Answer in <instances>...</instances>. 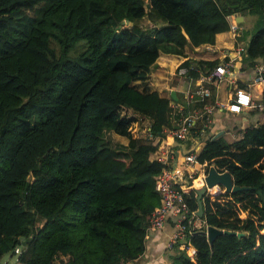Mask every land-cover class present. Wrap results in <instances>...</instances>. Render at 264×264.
I'll return each instance as SVG.
<instances>
[{
    "label": "trees",
    "instance_id": "obj_1",
    "mask_svg": "<svg viewBox=\"0 0 264 264\" xmlns=\"http://www.w3.org/2000/svg\"><path fill=\"white\" fill-rule=\"evenodd\" d=\"M238 12L255 16L235 31L236 46L244 42L238 63L254 78L264 73V0H0V259L31 236L21 264H119L144 252L163 168L150 158L153 137L165 134L175 103L137 82L161 52L185 56L187 44L215 43ZM225 62L186 58L179 67L197 79ZM186 97L176 122L200 109ZM261 102L264 117V89ZM140 116L147 137L131 130ZM185 148L198 153L184 191L190 209L204 185L199 163L229 171L247 188L215 185L196 217L245 234L210 243L204 225L192 228L195 253L176 246L172 264H264V118L237 140L209 136Z\"/></svg>",
    "mask_w": 264,
    "mask_h": 264
},
{
    "label": "crops",
    "instance_id": "obj_2",
    "mask_svg": "<svg viewBox=\"0 0 264 264\" xmlns=\"http://www.w3.org/2000/svg\"><path fill=\"white\" fill-rule=\"evenodd\" d=\"M237 48L236 36L233 35V31L230 29L228 31L217 33L215 43H204L199 46L187 44L185 46V56L181 54L165 52L160 53L156 62L150 68V77L146 82L142 83V86L150 87V90H158L161 95L167 97L171 95L173 90L176 91L177 98H173L175 106L173 105L174 107L171 115V123L167 128L176 127L178 125V122H176L177 111H179L178 108L180 109L181 107H185L183 104H185V100L188 101L186 93L189 94L190 92H196L199 90V86L206 87L208 90H210L211 96L208 98H210V102L216 103V109L212 115V121L208 123L205 119L199 120L197 127L192 132L190 137L186 139V141L181 142L180 140L173 139L171 135L165 133L162 136H155L153 139L154 143L164 141L170 145H182V147H184L189 144H194L199 147V144L202 145L205 143V139L202 137H207L209 135L211 137L223 136L225 139L231 142L243 136V131L246 126L252 123H258L259 121L263 120L264 117L262 114H259L258 110H261L263 107L261 99L264 84L254 83L252 81V77L254 75H249L245 71L241 70L243 65L238 63V61H240L242 57L239 53H237ZM233 57H235L234 69L233 72L228 75L231 79L221 82L217 81L216 77L210 81H200L199 78L201 76L197 79H193L186 77L185 73L182 74L176 72L179 65L186 58L196 60L220 59L225 62ZM240 83L247 84V89L252 92L254 96V106L244 110L241 113H237L229 111L227 108L222 106V103H226L229 100L236 87ZM164 90H169V95H165L163 93ZM196 106L201 108L202 102H196ZM139 119H143V117L140 116ZM139 121L140 120L136 122ZM145 121H147L146 123L148 124V129L149 120L146 119ZM134 135L140 137V135ZM127 142L128 140L125 141V143ZM150 158H153V155H150ZM174 223L175 219L173 220L172 218L159 229L147 230L145 240L146 248L138 258L131 260L132 264H172L173 261L171 255L176 252V249L169 248L167 244L176 230ZM18 264L21 263L18 262Z\"/></svg>",
    "mask_w": 264,
    "mask_h": 264
},
{
    "label": "built area",
    "instance_id": "obj_3",
    "mask_svg": "<svg viewBox=\"0 0 264 264\" xmlns=\"http://www.w3.org/2000/svg\"><path fill=\"white\" fill-rule=\"evenodd\" d=\"M233 15H229V19L232 20ZM238 24L236 22L231 23L232 31H236ZM242 46L238 45L236 49L237 53L242 51ZM235 57L229 59L224 64L216 66L215 72L209 75H201L200 81H210L214 77L221 82L227 80V76L233 72ZM260 69H262L260 67ZM188 67L183 66L179 68V73H186ZM264 80V73L257 74L253 78V82H259ZM200 94V98H194V92H190L189 98L194 101H204V104L200 109H193L183 111L178 125L179 127L165 130L167 134L171 135L173 139L186 140L190 137L193 129L197 126V123L201 119H205L208 123L212 121V115L216 109V103L206 101L210 97V90L208 88L199 86L197 90ZM173 104V103H172ZM222 106L229 111L241 113L246 109L254 106V98L252 92L244 87H236L235 91L226 103H222ZM157 148L151 154L152 159H156L163 163V168L159 178L160 189V203L155 207L152 213L149 215V229H159L165 225L167 221L173 218L175 219L176 230L170 238L167 246L169 248H175L178 246L181 249L187 251L188 254H194L195 248L188 241V234L192 232V228L207 225L205 220L196 217V212L191 210L188 206L184 191L188 190L191 186L190 182L196 177L198 171L196 168L197 152L194 150L187 151L181 145H170L167 142L160 141L156 143ZM203 170L201 177L205 182V164L199 163ZM195 218V219H194ZM194 219V220H193ZM206 227V226H205ZM23 246L20 244L15 247L14 254L17 255L21 252ZM18 261V258H17ZM119 264H132L131 260H125Z\"/></svg>",
    "mask_w": 264,
    "mask_h": 264
},
{
    "label": "water",
    "instance_id": "obj_4",
    "mask_svg": "<svg viewBox=\"0 0 264 264\" xmlns=\"http://www.w3.org/2000/svg\"><path fill=\"white\" fill-rule=\"evenodd\" d=\"M149 6H150V4H148V7ZM234 6L238 7L239 4H235ZM242 8H244V7H242ZM235 18L237 21L241 22L244 19V16L243 15H236ZM127 22H129V20H127ZM171 95L174 99L177 98L176 97V91L173 90L171 92ZM205 182H206V184L198 189L199 207H198L196 213L199 216H201L203 214V210H204L203 209L202 195L205 192H207L209 189L214 187L215 185L222 184L225 186V190L229 191V192H235V191L247 188L246 186H241V185L235 184L233 182L232 174L229 171L219 172L216 169L215 165H211L209 167V170H208L207 174L205 175ZM204 232L207 234V237H208V240L210 243H213L214 240L216 239V237H218L221 234H235L238 236H243L245 234V232H242V231H235V230H231V229H221V228H218L214 225H208L207 229ZM32 238H33V236L23 239L22 240V246L26 245L27 242H29Z\"/></svg>",
    "mask_w": 264,
    "mask_h": 264
},
{
    "label": "rangeland",
    "instance_id": "obj_5",
    "mask_svg": "<svg viewBox=\"0 0 264 264\" xmlns=\"http://www.w3.org/2000/svg\"><path fill=\"white\" fill-rule=\"evenodd\" d=\"M231 15H233V18H232V20H230L231 21V23L232 22H236L237 24H238V28H244V29H250L252 26H253V23H254V18H255V16L254 15H243L242 13H237V14H231ZM236 15H243L244 17H246V18H244L241 22H243V23H241L240 24V22L239 21H237L236 20V18H235V16ZM145 24V23H147V18H145V19H143V22H142V24ZM237 28V29H238ZM233 35H235V32L233 31ZM81 43H82V45H85V41L84 40H82L81 41ZM242 43L244 44V42H242L241 41V43H239L240 45H242ZM54 45L57 47V45L54 43ZM79 47V50L81 49V46H78ZM237 47H238V45H237ZM72 52H73V50H71ZM240 55H241V52L239 53ZM242 57V56H241ZM183 67V66H182ZM180 67H178L177 68V70L179 69ZM227 78L228 79H231L229 76H227ZM252 81H253V78H252ZM138 84H140V87L141 88H146L145 86H142V81H138L137 82ZM255 83H260V84H262L263 82L262 81H259V82H255ZM264 84V83H263ZM239 86V85H238ZM237 86V87H238ZM240 87V86H239ZM148 89H150V87H147ZM263 89H264V85H263ZM165 95H169V90H164V92H163ZM253 95V94H252ZM253 98H254V96H253ZM171 103H173V100L171 101ZM132 112V111H131ZM140 121L139 122H134L133 124H132V127H131V130H132V132H134V134H136V135H140V137H147V136H149V133H148V130H149V128L147 129V127H148V124L146 123L147 121H145L146 119H139ZM177 127H179V125H177L176 127H174V128H177ZM167 129H173V128H165L164 129V131L165 130H167ZM194 131V130H193ZM192 131V132H193ZM165 133H167L166 131H165ZM192 134V133H191ZM210 136V135H209ZM209 136H207V137H209ZM109 137L113 140V143H125V141H127L128 139L127 138H125V137H121V136H119V135H117V134H115V133H110L109 134ZM207 137L206 136H203L202 138L203 139H207ZM153 139H154V137H153ZM181 142H183V141H186V140H180ZM153 142H154V140H153ZM154 144H156V143H154ZM182 146V145H181ZM185 150H186V148H185V146L183 147ZM188 151V150H187ZM206 172V174H207V172L208 171H205ZM30 179H33V177L32 176H30ZM197 214V213H196ZM207 229V226L205 227V230ZM64 261H66V258H58L57 259V263H62V262H64ZM0 264H18V261H17V257H16V254H14V253H6V254H4L3 256H2V258L0 259Z\"/></svg>",
    "mask_w": 264,
    "mask_h": 264
}]
</instances>
